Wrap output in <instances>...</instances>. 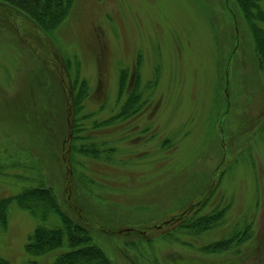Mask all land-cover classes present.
Returning <instances> with one entry per match:
<instances>
[{
    "label": "rangeland",
    "instance_id": "rangeland-1",
    "mask_svg": "<svg viewBox=\"0 0 264 264\" xmlns=\"http://www.w3.org/2000/svg\"><path fill=\"white\" fill-rule=\"evenodd\" d=\"M139 54L144 106L94 128L131 94ZM77 74L89 83L82 143L117 148L115 161H72ZM43 88L51 92L35 106ZM0 166V198L52 187L115 264H264V76L244 14L233 0H74L49 34L0 7ZM77 173L94 179L92 191ZM225 208L212 230H176ZM9 216L0 256L12 264H51L67 250L30 254L24 245L40 222L16 205ZM245 224L252 237L240 246L202 251Z\"/></svg>",
    "mask_w": 264,
    "mask_h": 264
},
{
    "label": "trees",
    "instance_id": "trees-1",
    "mask_svg": "<svg viewBox=\"0 0 264 264\" xmlns=\"http://www.w3.org/2000/svg\"><path fill=\"white\" fill-rule=\"evenodd\" d=\"M244 14L245 20L253 36L255 50L258 56V64L264 76V25L260 22L264 21V10L262 3L264 0H233ZM74 0H0V7L6 8L11 13L25 16L34 25L39 27L45 33H51L57 28L61 22L68 16ZM142 63V55L139 54L136 62L137 78L134 83L131 82V94L127 97L121 109L109 119L94 122V128H101L106 125L113 124L118 120H124L138 113L145 103H140L141 93H139L138 85L140 83V69ZM129 74L126 71L121 73L120 77V94L124 92L125 87L129 84ZM154 85L158 83V71H156ZM72 94V129L69 135L70 149L73 151L72 161L75 164V154H83L95 159H104L105 161H115L114 153L117 148L96 147L95 144H84L86 137L81 134L85 130L80 123L81 119L89 118V114H83L85 109V100L89 95V83L86 79H80L77 74L74 77ZM45 87V85H44ZM41 88V85H40ZM49 88H43L40 94H36L34 105L42 101L45 93L51 92ZM45 92V93H44ZM60 95V92H59ZM52 101V96H49ZM57 103L58 111L61 113L66 106L62 105L60 98ZM47 99H45L46 102ZM66 103V102H65ZM64 104V101H63ZM44 107V105H43ZM46 108V107H45ZM44 108V109H45ZM35 111V109H34ZM82 116L80 117V113ZM41 121V119H40ZM34 122H36V113ZM62 124L65 125L63 122ZM81 140V143H78ZM67 141V140H66ZM71 161V160H70ZM2 166H0V169ZM77 177L83 187L92 191L90 184L95 181L86 174L77 173ZM89 195L92 192H88ZM12 205L18 206L20 209L27 211L39 224L28 235V242L24 248L30 254L41 257L55 249L67 246V250L57 256L51 264H115L106 252L98 244L95 243L94 237L85 223L75 221L59 203L52 187L45 185L29 186L24 188L20 193L0 198V224L4 230L8 228L9 211ZM228 208L212 210L205 215H195L182 223L177 231H188L194 235L212 230L219 226L223 221ZM56 220V224H50L52 220ZM175 230V231H176ZM175 233H168L167 236H173ZM252 237L251 224H245L238 227L227 237L215 243L202 247V251L209 254H220L231 250L236 246H240L244 241ZM178 239V238H176ZM0 264H12V262L0 256ZM30 264H39L37 260L30 261ZM222 264H235L233 262H223Z\"/></svg>",
    "mask_w": 264,
    "mask_h": 264
}]
</instances>
